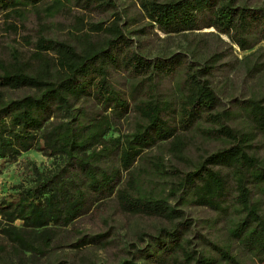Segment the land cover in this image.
<instances>
[{
    "label": "trees",
    "instance_id": "obj_1",
    "mask_svg": "<svg viewBox=\"0 0 264 264\" xmlns=\"http://www.w3.org/2000/svg\"><path fill=\"white\" fill-rule=\"evenodd\" d=\"M128 1L136 10L126 23L144 19L129 29L114 0H0L8 29L20 28L10 18H22L28 5L37 17L23 35L30 52L0 54V173L30 148L53 160L49 168L33 163L29 183L0 196V264L264 263V155L256 149L264 143V7L250 0ZM69 3L110 13L93 21L69 10L63 36L49 35L54 22L46 17ZM202 27L243 51L252 80L245 97L224 102L211 84L222 54L201 55L194 36ZM152 29L180 33L185 48L143 54L129 34ZM129 111L130 128L120 132L116 123ZM241 116L244 125L235 121ZM195 133L217 146L190 156ZM163 149L172 160H163ZM110 195L121 211L154 221L133 226L134 239L120 245L115 262L88 249L116 241L109 216L95 231L69 227L71 250L56 251L60 229ZM189 204L227 214L224 237L205 219L195 228L183 210Z\"/></svg>",
    "mask_w": 264,
    "mask_h": 264
},
{
    "label": "rangeland",
    "instance_id": "obj_2",
    "mask_svg": "<svg viewBox=\"0 0 264 264\" xmlns=\"http://www.w3.org/2000/svg\"><path fill=\"white\" fill-rule=\"evenodd\" d=\"M117 11L121 15V21L124 22V28L135 27L138 23H126V15L136 10L135 5L129 4L128 0H114ZM252 5H262L264 7V0H250ZM69 7L61 8L52 16L46 17V20L54 22L50 23L47 33L52 36H63L68 23L70 22V12H81L85 18L89 17L93 21H100L105 19L110 10L99 11L98 9L83 10L77 5L68 4ZM41 7V6H40ZM41 11V10H40ZM3 16L0 14V54L6 55L11 47H17L24 53H29L32 48L23 38L25 33H30L37 25L36 12L30 5L27 6L24 16L22 18L12 17L20 28L18 30L8 29L3 21ZM194 36L195 41L198 42L201 55L210 53L213 50L220 51L222 56L218 59L212 74L209 76L211 84L218 89V92L224 102H227L230 97H245L248 95L249 87L252 80L247 78L243 72L240 62V55L243 51L232 43L224 34L216 32L212 27H202L196 30ZM132 39L138 40V48L143 54L154 55L161 53H168L173 50H183L186 45V39L180 33H163L160 30L152 29L147 31L144 35L136 38L135 35L129 34ZM259 44H264L260 41ZM115 75L121 83L126 81V78ZM7 94L16 95L20 92L17 88H5ZM228 105L229 103H225ZM130 115L131 111L127 112L124 117L119 118L117 126L120 132H124L130 128ZM239 125H244L243 117L236 118L235 120ZM196 134V133H195ZM188 140L186 153L194 156L196 153L204 150H213L217 146V141L205 139L198 133ZM264 143H257L256 149L264 155ZM151 151H158L155 146L150 147ZM163 160H172L170 155L165 149L161 150ZM39 168H49L52 166V157L46 156L41 153V150L30 148L21 152L15 160L6 162L0 173V196L13 193L20 189V185H27L31 177L32 164ZM135 161L134 164H137ZM186 216L195 220L194 227L205 219V225L209 231L217 238H223L227 226V214H216L217 211L204 205L189 204L183 207ZM109 216L110 222L116 226L118 235L116 241L102 247L89 246L88 249L99 259L105 262H115L121 254L120 247L127 244L130 240L134 239L133 228L135 226H142L153 222V218L140 215L129 214L119 209L116 199L110 195L101 199L95 200L90 206V209L74 218L65 228L60 229L58 236L59 243L56 245V251H68L70 247V234L66 231L69 227H76L86 229L88 231H95L103 227L102 218ZM135 225V226H134ZM134 226V227H133ZM206 228H201L204 231ZM55 239V237H54ZM119 245V246H118ZM121 245V246H120ZM198 248V247H197ZM253 264H264L261 262H254Z\"/></svg>",
    "mask_w": 264,
    "mask_h": 264
}]
</instances>
